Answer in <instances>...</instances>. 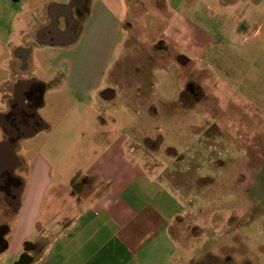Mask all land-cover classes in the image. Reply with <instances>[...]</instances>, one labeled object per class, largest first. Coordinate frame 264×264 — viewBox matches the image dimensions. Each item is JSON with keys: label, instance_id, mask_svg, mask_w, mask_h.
Wrapping results in <instances>:
<instances>
[{"label": "rangeland", "instance_id": "obj_1", "mask_svg": "<svg viewBox=\"0 0 264 264\" xmlns=\"http://www.w3.org/2000/svg\"><path fill=\"white\" fill-rule=\"evenodd\" d=\"M116 15L134 22L129 33H119L117 46L87 42L75 62L100 74L115 98L55 95L50 103L60 115L44 113L53 141L37 139L34 153L18 154L26 163L38 152L54 169L86 171L96 159L82 151L103 154L130 137L134 157L172 196L164 209L182 212L172 230L182 262L264 264V0H146ZM182 25L192 29L194 47L174 44ZM124 37L132 44L121 55ZM180 52L191 62L178 60ZM188 82L195 99L184 92ZM49 198L59 211L63 204Z\"/></svg>", "mask_w": 264, "mask_h": 264}, {"label": "crops", "instance_id": "obj_2", "mask_svg": "<svg viewBox=\"0 0 264 264\" xmlns=\"http://www.w3.org/2000/svg\"><path fill=\"white\" fill-rule=\"evenodd\" d=\"M145 1L0 0V264H185L172 231L182 212L164 209L172 196L134 157L130 137L103 154L82 151L96 159L86 171L54 169L38 152L32 164L18 154L34 153L37 139L53 141V123L44 113L60 115L50 103L55 95L70 91L83 99L113 89L75 62L85 56L87 42L117 46L119 33L134 26L124 24L117 9ZM175 29L174 44L194 47L192 29ZM124 38L120 54L132 44ZM135 184L141 185L135 190ZM53 197L63 204L59 211L48 206Z\"/></svg>", "mask_w": 264, "mask_h": 264}, {"label": "flooded vegetation", "instance_id": "obj_3", "mask_svg": "<svg viewBox=\"0 0 264 264\" xmlns=\"http://www.w3.org/2000/svg\"><path fill=\"white\" fill-rule=\"evenodd\" d=\"M159 45L161 46H163V47H161V48H163V49H165V50H168L167 49V47H165V45L163 44V41L162 40H159ZM177 59L178 60H180V61H182V62H191V58L190 57H185V56H180V55H178L177 54ZM37 89H38V87H36ZM37 89L36 90H34V92L35 91H37ZM186 90H184V92H187V94L189 95V97L191 98V99H195L196 98V95H197V93H196V87L194 86V84L193 83H186V88H185ZM29 96V99H30V101H31V96L30 95H28ZM229 264H232L231 262L229 263Z\"/></svg>", "mask_w": 264, "mask_h": 264}, {"label": "water", "instance_id": "obj_4", "mask_svg": "<svg viewBox=\"0 0 264 264\" xmlns=\"http://www.w3.org/2000/svg\"><path fill=\"white\" fill-rule=\"evenodd\" d=\"M113 94H114V91L111 89V88H106L104 89L100 95L103 97V98H107V99H110L113 97ZM3 239V233L0 235V241Z\"/></svg>", "mask_w": 264, "mask_h": 264}]
</instances>
